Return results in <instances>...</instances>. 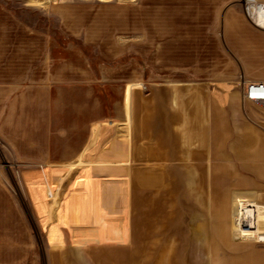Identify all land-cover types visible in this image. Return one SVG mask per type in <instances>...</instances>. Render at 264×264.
<instances>
[{"label":"rangeland","instance_id":"rangeland-1","mask_svg":"<svg viewBox=\"0 0 264 264\" xmlns=\"http://www.w3.org/2000/svg\"><path fill=\"white\" fill-rule=\"evenodd\" d=\"M246 1L264 3L0 0V7L28 29L72 40L74 46L60 47L58 54L60 58L74 54L76 68L83 67L85 51L91 59L105 62L99 68L112 81L131 82L137 75L143 92L169 86L203 89L202 108L181 112L166 134L162 126L156 127L153 150L143 142L136 148L140 154L151 150L159 156L145 159L148 168L136 175L141 182L135 179L134 236L126 229L124 233L131 240L121 237L114 221L116 214H129L127 208H111L107 201L108 195H115V190L108 189H114V178L120 173L107 171L104 178L94 167L84 165L121 136V112L116 115L115 107L121 106L123 97L116 84L99 83V90L90 96L91 106L97 102L94 99L104 100L102 110L93 112L96 119L91 117L72 134L61 132L56 148L43 153L60 162L49 166H56L53 174L42 171L48 158H24L0 137V184L27 220L36 264H51L52 249L76 247L83 239L89 254L63 251L60 260L70 264H240L234 251L264 249V244L254 241L233 242L228 229L229 241L224 243L221 236L225 234L219 228L225 218L227 223L232 221L231 200L236 192L264 188V134L244 117L264 127V110L243 102L238 85L241 77L264 80V28L248 18ZM242 27L254 34L242 32ZM176 98L177 104L182 100L194 104V95ZM252 135L259 148L248 153L243 140ZM63 141L69 144L61 145ZM164 142L169 145L162 149ZM164 152L171 154L170 161L189 156L201 164L193 168L167 164L163 171L154 170L152 162L161 160ZM80 176L96 179L82 183ZM117 195L121 201L126 199L124 192ZM53 230L62 236L56 246L50 244ZM203 232L205 240L199 238ZM140 244L142 253L130 250Z\"/></svg>","mask_w":264,"mask_h":264},{"label":"crops","instance_id":"crops-1","mask_svg":"<svg viewBox=\"0 0 264 264\" xmlns=\"http://www.w3.org/2000/svg\"><path fill=\"white\" fill-rule=\"evenodd\" d=\"M7 13L5 8L0 7V137L10 142L24 158H48L46 168L42 171L43 173L49 171L53 174L57 168L49 166L60 164V162L43 156V153L56 148L61 132L66 131L72 134L75 131L74 128L91 122V117L93 120L96 119L97 114L93 112L98 113L102 110L101 101L104 102V100L94 99V102H97L95 106H91L90 96L93 91L99 90V83L116 84L123 97L121 106L115 107L116 115L119 110L121 112V136L114 139L113 145L110 143V148L105 147V150L99 151L97 159L91 164L84 165L85 168L94 167L99 176H104V178L107 177L105 175L107 171L114 172V174L120 173L118 179L113 177L114 189L111 187L108 189L109 191H111L110 189L115 190V195H108L107 201L111 208H127L129 214L125 216L116 214L114 221L118 223L117 227L122 231V236H120L131 240L124 233L126 229L127 234L130 233L131 237L134 236L133 207H135L138 198L135 189V179H138L136 175L145 172L147 167L145 159H154L159 156L158 153L156 155L151 150H147L145 155L144 153L140 154L136 148L140 146V142H143L144 146L153 150L156 127L162 126L166 134L167 128L176 123L181 112L185 115L189 110L202 108L203 89L196 86L191 89L180 87L173 90L169 86L150 88V90L147 89V92H143L140 89L137 75L131 82H123L122 78L112 81L111 78H106L100 70L101 67L99 68V65L104 61L99 62L94 58V60L91 59L85 51L81 55L83 59H86L83 67L76 68L74 54L61 58L58 54L60 47L67 49L71 43L74 46L75 43L72 40L68 38L60 40L58 34L51 37L44 36L35 29H28L27 24L18 22ZM244 31L254 34L242 27V32ZM240 50H243V46L240 47ZM241 51L240 55L243 54ZM92 67L95 71H92ZM254 78V80H260L258 76H254ZM188 90L190 92H187ZM186 94L194 95L192 106L187 100H182L178 104L175 102L177 96ZM172 96H175V100L174 98L172 100ZM209 105L212 106V104ZM246 105L248 104L240 103V106ZM215 106H219L218 102L215 103ZM104 113L105 111H103ZM244 117L250 126L264 134V127L252 122L246 116ZM243 142L248 147V153H255L259 148V141L253 135L245 137ZM68 144V141L65 143L63 141L61 145ZM168 145L165 143L162 149ZM170 155L168 152H164L160 156L161 160L153 161L151 165L153 169L163 171L167 164H176L186 168H193L201 164L200 160L189 156H184L179 161H170ZM162 160L163 164L160 163ZM91 179L96 178L80 176L79 181L87 183ZM115 180H119V182ZM122 192L126 199L121 201V197L117 194ZM249 201L264 206V188L243 190L233 195L230 208L232 221L227 223L225 218L219 227L225 234L221 236L224 243L229 241L226 236L227 229L229 232H233L234 221L240 212V203ZM251 214L253 215L252 210L245 211V219ZM245 227L251 228L252 223L245 220ZM250 231L249 229V234L244 235L242 240L232 237L233 242L254 241L264 244V235ZM114 235L118 240L117 230ZM205 235L203 232L199 238L205 240ZM50 238H52L51 246H56L62 240L59 230H53ZM140 248H143L142 244L140 247L132 246L130 250H135L136 254H139L143 252ZM63 251L84 255L89 254L91 250L85 246V239L76 247L65 250L52 249L49 253L51 264H70L60 260L59 256L65 253ZM234 253L238 254L237 263L264 264V249L252 252L234 251ZM0 264H36L35 244L32 233L28 229L27 220L19 214L14 200L2 188L1 184Z\"/></svg>","mask_w":264,"mask_h":264},{"label":"built area","instance_id":"built-area-1","mask_svg":"<svg viewBox=\"0 0 264 264\" xmlns=\"http://www.w3.org/2000/svg\"><path fill=\"white\" fill-rule=\"evenodd\" d=\"M238 85L243 102L254 103L264 110V80H247L241 77ZM247 210H252L253 215H248L245 219V211ZM245 220L252 223L251 228L245 227ZM249 229L250 232L264 235V206L252 201L240 203V212L234 221L232 236L237 240H242L244 235L249 234Z\"/></svg>","mask_w":264,"mask_h":264},{"label":"bare ground","instance_id":"bare-ground-1","mask_svg":"<svg viewBox=\"0 0 264 264\" xmlns=\"http://www.w3.org/2000/svg\"><path fill=\"white\" fill-rule=\"evenodd\" d=\"M246 14L248 18L259 28H264V3H250L246 1ZM251 12V14H249ZM250 15V16H249Z\"/></svg>","mask_w":264,"mask_h":264}]
</instances>
